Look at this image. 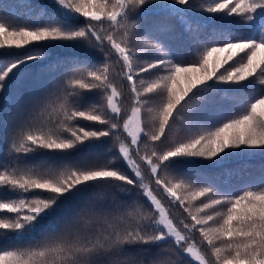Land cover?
Listing matches in <instances>:
<instances>
[{"label":"snow or ice","instance_id":"obj_1","mask_svg":"<svg viewBox=\"0 0 264 264\" xmlns=\"http://www.w3.org/2000/svg\"><path fill=\"white\" fill-rule=\"evenodd\" d=\"M49 5L23 24L0 16V51L40 49L0 62V94L14 70L74 50L0 108V191L10 194L0 232L34 239L47 221L51 233L0 245V264H264V187L237 195L199 170L264 154V0ZM146 11L161 19L146 26ZM176 25L193 43L190 61L168 43ZM228 93L244 97L234 112L209 110ZM88 94L96 100L85 105ZM34 153L55 162L32 165Z\"/></svg>","mask_w":264,"mask_h":264},{"label":"trees","instance_id":"obj_2","mask_svg":"<svg viewBox=\"0 0 264 264\" xmlns=\"http://www.w3.org/2000/svg\"><path fill=\"white\" fill-rule=\"evenodd\" d=\"M43 9L45 13L51 12L49 0H0V16L9 15L12 20L19 24L26 21L34 20L38 17L40 10ZM161 17L154 15L151 11H146L145 25H150L154 21H159ZM174 23V22H173ZM168 43L172 50L176 53L178 59L190 61L195 56V49L189 37L183 34L179 25H176L173 32L168 35ZM36 47H27L21 50H7L0 51V62H8L25 54H31L39 51ZM74 50L70 49H54L46 60L30 62L21 68L14 70L8 80L5 82V91L0 94V108L3 107V100L6 97L16 94L17 92L27 93L28 91L36 90L38 76H43L44 79L48 78V74L44 72L43 65L50 64L58 57L68 55ZM99 61H93L98 63ZM254 93H249V95ZM239 100L234 99L231 93L220 94L215 98V103L210 106V111H215L217 108H222L227 112H234ZM96 96L88 94L84 98V104L88 105L94 103ZM182 119V117L178 118ZM87 124L88 122H82ZM175 130V129H174ZM3 136V132H0ZM106 139V138H105ZM110 141L104 144H95L89 148H85L80 152L73 153L72 159H79L86 155H97L104 151ZM2 146V141H0ZM3 156V152H0ZM55 162V158L51 155L45 156L40 153H34L29 158V163L32 165L48 166ZM205 173L210 180L221 185L225 191L242 194L243 191L249 188L264 187V154L255 155H236L226 158L220 165H202L199 169ZM0 198H10V194L0 191ZM83 199L82 196L74 201L62 204L60 208L54 213V217L58 218L68 213L76 204L80 203ZM173 213L179 215L181 210L172 209ZM11 215V214H8ZM51 235L47 228V221L44 222L40 232H38L34 239L23 240L19 242H12L5 238V234L0 232V245H4L9 250L17 246H28L35 242H42L47 236ZM198 235V234H197Z\"/></svg>","mask_w":264,"mask_h":264}]
</instances>
